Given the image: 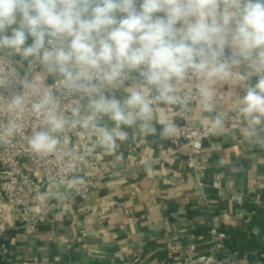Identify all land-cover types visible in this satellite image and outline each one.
Masks as SVG:
<instances>
[{"label": "clouds", "instance_id": "obj_1", "mask_svg": "<svg viewBox=\"0 0 264 264\" xmlns=\"http://www.w3.org/2000/svg\"><path fill=\"white\" fill-rule=\"evenodd\" d=\"M0 59L15 73L0 75V102L14 114L0 145L20 142L30 114L25 146L37 156L55 154L69 127L109 154L125 127L172 139L178 125L156 106L186 111L198 97L211 111L221 82L242 85L245 135L264 131V0H0ZM225 126L218 116L209 131Z\"/></svg>", "mask_w": 264, "mask_h": 264}, {"label": "crops", "instance_id": "obj_2", "mask_svg": "<svg viewBox=\"0 0 264 264\" xmlns=\"http://www.w3.org/2000/svg\"><path fill=\"white\" fill-rule=\"evenodd\" d=\"M213 90L212 110L205 111L199 101L192 120L210 129L219 116L226 126L209 131L204 142L208 168L198 178L179 160L161 159L170 139L145 137L135 127H125L128 139L117 141L114 154L94 149L107 178L89 200L104 211L103 224L86 214L83 200L71 198L67 214L35 234L11 223L0 242V264H124L127 258L141 264H184L183 251L171 247L195 244L211 252L215 226L226 232V250L242 264H263L264 205L255 198L264 197V131L256 138L245 135L248 123L235 110L242 85L221 82ZM109 91L124 96L123 89ZM217 91L223 100L215 99ZM161 114L180 125L167 106H156L157 118ZM101 123L113 126L107 117ZM153 123L158 133L161 125ZM90 139L92 143L95 137ZM220 175L222 188L217 189L212 185ZM58 190L71 195L65 186L50 185L43 198L55 199ZM120 249L123 253L117 255Z\"/></svg>", "mask_w": 264, "mask_h": 264}, {"label": "built area", "instance_id": "obj_3", "mask_svg": "<svg viewBox=\"0 0 264 264\" xmlns=\"http://www.w3.org/2000/svg\"><path fill=\"white\" fill-rule=\"evenodd\" d=\"M15 74L11 62L0 59V75ZM46 86L53 87V80L49 78ZM216 100H223L224 95L217 91ZM199 98L189 101L186 111L177 112L172 109L175 117L180 121L178 134L170 139V144L162 151V160L177 159L193 172L198 178L200 173L206 171L205 139L209 136V128L194 124L192 113L199 102ZM70 101H63L68 105ZM159 106V105H157ZM14 115L0 102V124ZM240 118L237 121L240 122ZM24 133L17 137L19 143L11 147L0 145V242L9 230L11 223L29 234L37 233L43 225L58 220L67 214L71 198H79L85 202L86 214L94 217L103 224L104 211L100 205L89 200V195L97 185L107 178L99 162L94 157L91 147V137L81 129L67 128L60 135L62 143L57 152L47 157L37 156L27 148L26 141L31 134L32 125L30 114H25ZM146 161V160H145ZM87 176L86 181H80V176ZM220 175L213 183V187L221 189ZM76 180L75 184L71 181ZM200 187L203 183L197 179ZM50 185H62L70 189L71 195L58 190L56 198L44 199L43 194ZM241 198V194L237 195ZM258 205H264V197L255 198ZM13 221V222H12ZM212 237V251L203 252L195 244L173 245L172 250H182L184 264H242L238 258L226 250L227 234L218 227L210 231ZM122 250L117 252L120 255ZM263 264H264V255ZM124 264H141L138 259L127 258Z\"/></svg>", "mask_w": 264, "mask_h": 264}]
</instances>
